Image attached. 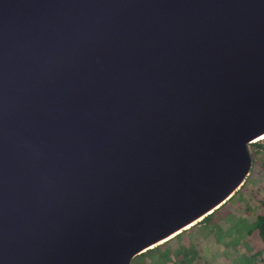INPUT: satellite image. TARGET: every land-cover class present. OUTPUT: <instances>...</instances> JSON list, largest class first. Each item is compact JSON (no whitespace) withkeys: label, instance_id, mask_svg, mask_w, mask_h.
Wrapping results in <instances>:
<instances>
[{"label":"water","instance_id":"water-1","mask_svg":"<svg viewBox=\"0 0 264 264\" xmlns=\"http://www.w3.org/2000/svg\"><path fill=\"white\" fill-rule=\"evenodd\" d=\"M262 136L264 0H0V264H131Z\"/></svg>","mask_w":264,"mask_h":264},{"label":"rangeland","instance_id":"rangeland-1","mask_svg":"<svg viewBox=\"0 0 264 264\" xmlns=\"http://www.w3.org/2000/svg\"><path fill=\"white\" fill-rule=\"evenodd\" d=\"M248 149L255 159L251 172L228 201L131 264H264L263 247L252 231L259 199L264 198V150L251 144Z\"/></svg>","mask_w":264,"mask_h":264},{"label":"trees","instance_id":"trees-1","mask_svg":"<svg viewBox=\"0 0 264 264\" xmlns=\"http://www.w3.org/2000/svg\"><path fill=\"white\" fill-rule=\"evenodd\" d=\"M251 145L264 150V141H262V143H253ZM252 159L255 161L253 156H252ZM259 206H260L259 207L260 211L257 213V215L255 216V220L252 223V231L254 230L256 232L259 242L261 243L263 250H264V198L259 199Z\"/></svg>","mask_w":264,"mask_h":264},{"label":"bare ground","instance_id":"bare-ground-1","mask_svg":"<svg viewBox=\"0 0 264 264\" xmlns=\"http://www.w3.org/2000/svg\"><path fill=\"white\" fill-rule=\"evenodd\" d=\"M264 138V136L260 137V139Z\"/></svg>","mask_w":264,"mask_h":264}]
</instances>
